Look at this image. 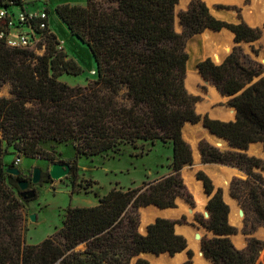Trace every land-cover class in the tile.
Segmentation results:
<instances>
[{
	"label": "trees",
	"instance_id": "trees-1",
	"mask_svg": "<svg viewBox=\"0 0 264 264\" xmlns=\"http://www.w3.org/2000/svg\"><path fill=\"white\" fill-rule=\"evenodd\" d=\"M10 2L1 0L0 7L19 5ZM176 4L177 0H86L85 6L57 5L55 15L86 45L94 62V77L83 86L59 80L64 74L80 75L82 68L57 48L53 35H45L42 55L8 48L0 40V87L10 86V97H0V144L12 147L19 157L52 161L54 156L40 146L46 140L72 141L77 156H97L139 142L171 145L167 175L137 188H111L94 206L68 207L56 235L36 245L25 243L21 228L22 203L15 191L24 178L21 173L8 174L0 157V264H129L141 253L183 252L186 240L175 232V221L156 218L141 234L136 210L148 205L173 208L177 198L193 206L180 176L182 168L192 163V151L182 137L187 122L201 121L228 142L229 150L199 142L201 160L246 174V179L231 182V194L247 218L251 215L264 226V179L253 171H264V164L245 153L250 144L264 146V66L237 47L220 64L209 58L197 64L202 78L220 95L230 97L227 106L235 111L233 121L197 114L198 97L184 85L189 37L205 29H227L235 43L254 42L264 24L260 29L227 23L215 18L204 2L191 0L179 14L182 32L176 33ZM76 169L74 162L72 173ZM196 179L210 196L207 217L195 216L210 233L200 240L204 257L212 264H264V255L263 262H257L264 241L250 238L244 249L235 248L230 237L236 229L228 222L221 189H214L201 171ZM79 245L83 248L76 249ZM186 254L190 259L191 252ZM137 264L147 263L139 259Z\"/></svg>",
	"mask_w": 264,
	"mask_h": 264
},
{
	"label": "rangeland",
	"instance_id": "rangeland-1",
	"mask_svg": "<svg viewBox=\"0 0 264 264\" xmlns=\"http://www.w3.org/2000/svg\"><path fill=\"white\" fill-rule=\"evenodd\" d=\"M190 1L191 0H184L181 2L177 0V4L174 7L173 21V28L176 33L182 32L179 14L187 9ZM200 1L204 2L209 12L215 18L224 22L231 24L243 22L252 28H260L264 24V20H262L260 24L252 26L246 21L244 15L245 11L250 12L253 7L259 12L262 5L261 0H241L240 3L213 2L210 5L207 4L206 0ZM61 4L85 6L86 0H50L48 6L50 14L47 31L45 34L38 37V40L30 50H33L37 55H42L47 44L45 35H53L56 41H58L57 48L61 49L68 59L74 60L82 68V73L80 75L71 76L64 74L59 80L72 87L83 86L88 80L94 77V62L86 45L72 36L65 24L55 15L53 9ZM206 31L220 33L223 30L213 31L205 29L203 32L192 35L186 40L185 52L188 55V60L184 85L189 94L198 97V101L194 106L197 114L201 116L207 115L210 119L222 120L225 122L233 121L235 113L234 117L228 119H222L218 116L222 113L229 114L231 108L227 106V100L224 99V96L220 95L209 81L202 79V76L198 72L197 64L207 58L215 64H220L231 50L237 47L251 60L261 63L264 66V29L261 31L260 38L254 42L233 43L234 40L232 35V43L220 61H214L212 56L209 54L206 55L205 53L206 44L204 41H201L203 40L201 36H203ZM188 75L195 78L193 83L186 81ZM262 75H264V72ZM9 90L10 86L8 83L2 84L0 87V97H10ZM211 92H216L219 99L210 103L206 109H203V106L206 105L205 102L208 101L207 95ZM200 123L201 121L195 124L187 122L182 128V137L192 151V163L182 168L180 176L186 190L193 199V206H189L182 199L177 198L175 206L173 208H167L174 210L171 212V215L154 216L149 219V222L144 220L143 212L155 206L148 205L139 207L136 210L139 220L138 231L141 234H145L147 226L153 223L156 218H165L176 222L174 226L175 232L182 235L186 241H188V239L184 235L185 232L191 234V238H193V241L197 245H200V240L204 235L210 236V234H205V229L195 221L196 215L200 214L206 217V211L203 207L207 205L209 200L205 196L201 181L196 179V173L201 171L210 178L214 189L220 188L222 191L223 201L229 208L228 222L236 229V233L230 237L235 248L244 249L250 238L264 241V226L257 224L251 215L247 218L240 202L231 194V182L235 179H246V174L232 166L220 167V164H206L202 162L198 149L199 142L202 141L210 146L218 147L221 150H229L230 147L225 144L220 146L214 142L208 141L203 133L208 134L209 132L207 128L202 127ZM40 146L43 150L54 156L52 161L39 158L25 159L19 157L12 147H5L4 143L0 144V157L5 169L11 167L18 169L24 180L29 183L32 177V170L34 168H39L41 170L39 182L36 185L29 184V188L35 190L36 197L34 199L23 201L19 192L15 191L16 196L22 203L21 228L25 243L28 245H36L47 237L55 236L62 226L68 207L94 206L98 198L111 188H119L122 190L137 188L159 179L170 172L171 145L168 142H139L136 146L125 145L118 150L108 151L97 156L75 155L72 141L59 143L53 140H46L42 141ZM193 146L197 151L196 156L193 154ZM245 153L260 159L264 164V155H261L264 154V146L262 143L257 142L250 144ZM17 158L20 160L19 162H16ZM74 162L77 169L75 173H72L71 166ZM53 163L69 164L70 173L58 180L51 179L48 172ZM253 171L261 174L264 179V171L260 169H254ZM190 180H194L199 184L205 196V201L200 209L197 208L198 202L189 188ZM231 206L234 207V213L231 212ZM156 209L164 210L157 207ZM31 216L33 219L30 218ZM191 247L187 245V248L181 252V254H183V260L177 264H183L186 261L190 263L193 260L198 248ZM82 248L83 246L79 245L76 249ZM187 250L191 252L190 259H188L186 254ZM161 255L168 257L174 256H170L166 253L160 255L141 253L134 256L129 264H137L139 259L150 264V258H158ZM263 255L264 247L259 252L258 263L262 262Z\"/></svg>",
	"mask_w": 264,
	"mask_h": 264
},
{
	"label": "bare ground",
	"instance_id": "bare-ground-1",
	"mask_svg": "<svg viewBox=\"0 0 264 264\" xmlns=\"http://www.w3.org/2000/svg\"><path fill=\"white\" fill-rule=\"evenodd\" d=\"M180 1L183 2L184 0H180ZM206 2H207L208 5H210L213 2H217V3L218 2H222V3H240L241 0H206ZM261 2H262V5H261V8H260L261 10L259 12L254 7H253V9L250 12L249 11H245L244 12L246 21L250 25H252V26L258 25V24H260V22L262 20H264V0H261ZM231 36H232L231 33L227 32V31H224V30L221 31L220 33H213L211 31H206L203 34V36H201L202 39H203L201 41L202 42L204 41V43L206 44V46H205V53H206V55L209 54L210 56H212V59L214 61H220L223 58V56L225 55V53L228 51V49H229V47H230V45L232 43L231 42ZM194 80H195V78H193L191 75H188L186 81L193 83ZM186 85H187V83H186ZM207 98H208L207 99L208 101L205 102L206 105L203 106V109H206L207 106L210 103H213V102H215V101H217L219 99L218 98V94L216 92H211L210 94L207 95ZM218 116L220 118H222V119H228V118L234 117V110L231 109V110H229V114L228 113H226V114L225 113H222V114H220ZM203 135H205V137L207 138L208 141L215 143L216 140L213 138L212 135H210L209 133L208 134H204L203 133ZM217 143L220 146L224 144L223 141H217ZM193 149H194V153L193 154H194V156H196L197 155V151H196V149H195L194 146H193ZM261 155H264V154H261ZM189 188L191 190V193H193L196 201L198 202V205L201 206L204 203V201H205L204 200L205 199V196L203 194V191H202L201 187L194 180H190V182H189ZM172 211H174V210H170V209L158 210V209H156V207H153V208L147 209L144 212L143 211L142 212H143V215H144V218H145L144 220L149 222V219H151L154 216H167V215H171V212ZM231 212L232 213L235 212L233 206H231ZM235 221H237V220H235ZM184 235L188 239V242H189V244L192 247H197V244L193 241V238H191V234L189 232H185ZM182 255L183 254L178 253V254L174 255L173 257H168V256L161 255L158 258H150V264H177V263H179L180 261L183 260ZM195 258H196V264H207V263L209 264V262L207 260H205L200 255V252H199L198 249L196 250Z\"/></svg>",
	"mask_w": 264,
	"mask_h": 264
},
{
	"label": "built area",
	"instance_id": "built-area-1",
	"mask_svg": "<svg viewBox=\"0 0 264 264\" xmlns=\"http://www.w3.org/2000/svg\"><path fill=\"white\" fill-rule=\"evenodd\" d=\"M12 1H16L19 5L12 9L0 7V20L4 23L0 40L8 48L30 50L38 37L47 31L48 0H11L10 4ZM19 161L17 158L16 162Z\"/></svg>",
	"mask_w": 264,
	"mask_h": 264
},
{
	"label": "water",
	"instance_id": "water-1",
	"mask_svg": "<svg viewBox=\"0 0 264 264\" xmlns=\"http://www.w3.org/2000/svg\"><path fill=\"white\" fill-rule=\"evenodd\" d=\"M260 29H262V27H260ZM224 31H227L229 33H231L230 31H228L227 29H222ZM232 34V33H231ZM233 35V34H232ZM233 43H235L233 41ZM226 54V53H225ZM257 79V78H256ZM255 79V80H256ZM230 97L229 96H224V99L225 100H228ZM234 110V109H233ZM235 113V111H234ZM235 119V117L233 118V120ZM202 127H204L202 125V123H200ZM208 130V129H207ZM209 134L213 136V138L216 140L215 143H217V141H223L224 144L226 146L229 147L228 145V142L221 138V137H218L214 134H212L209 130H208ZM220 167H226L225 165H219ZM7 173L10 174V175H13V176H19L20 174V171L18 169H15V168H9L7 169ZM70 173V165L69 164H63V163H53L50 167V170L48 172V175L51 179L53 180H58V179H61L62 177H65L67 176L68 174ZM40 175H41V170L39 168H34L32 170V177H31V180H30V183L26 180H22V181H19L18 182V188H19V195L20 197L23 199V201H29V200H32L36 197V193H35V190L34 189H28V186L29 184H32V185H36L39 180H40ZM217 184V183H216ZM205 193V196L209 199L210 196L204 191ZM197 208L200 209L201 206L200 205H197ZM203 209L206 211V217L208 215L207 213V209H206V205L203 207ZM31 219H33V217L31 216L30 217ZM204 233L205 234H210L209 232H207L206 230H204ZM186 244L190 246L189 242L186 241ZM187 248V246H186ZM192 248V247H191ZM197 248L200 252V255L207 261H209L207 258L204 257L201 249H200V245H197ZM169 255V254H168ZM262 262H263V258H262ZM189 264H196V258L194 257L193 260L189 263ZM209 264H212L210 261H209Z\"/></svg>",
	"mask_w": 264,
	"mask_h": 264
},
{
	"label": "flooded vegetation",
	"instance_id": "flooded-vegetation-1",
	"mask_svg": "<svg viewBox=\"0 0 264 264\" xmlns=\"http://www.w3.org/2000/svg\"><path fill=\"white\" fill-rule=\"evenodd\" d=\"M28 189H30L29 186H28Z\"/></svg>",
	"mask_w": 264,
	"mask_h": 264
}]
</instances>
